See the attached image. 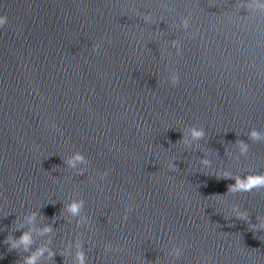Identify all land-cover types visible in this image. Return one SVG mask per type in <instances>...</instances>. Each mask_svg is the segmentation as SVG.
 <instances>
[{"label":"water","instance_id":"water-1","mask_svg":"<svg viewBox=\"0 0 264 264\" xmlns=\"http://www.w3.org/2000/svg\"><path fill=\"white\" fill-rule=\"evenodd\" d=\"M0 16V264H264V0Z\"/></svg>","mask_w":264,"mask_h":264},{"label":"clouds","instance_id":"clouds-1","mask_svg":"<svg viewBox=\"0 0 264 264\" xmlns=\"http://www.w3.org/2000/svg\"><path fill=\"white\" fill-rule=\"evenodd\" d=\"M7 23V16H0V28H3L4 25ZM174 83L176 82V78H173ZM192 135L194 138H200L203 135L202 130H196L193 129ZM250 138L253 140H259L260 134L253 130L250 134ZM247 146L242 145V151H246ZM75 160H83V157L79 154L76 155ZM175 167V165H173ZM231 178V177H228ZM264 187V175H257V176H249L246 179H241V178H236V184L235 185H230L229 186V191L236 192V191H241V192H251L253 188H261ZM71 211L73 214H76L79 211L80 205L78 203H73L71 206ZM243 218V217H242ZM50 230L49 229H46ZM21 242L24 244H29L31 242L30 236L25 233L21 238ZM35 256L29 257L27 260V264H35ZM81 264H83V259L81 257Z\"/></svg>","mask_w":264,"mask_h":264}]
</instances>
